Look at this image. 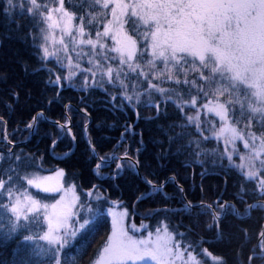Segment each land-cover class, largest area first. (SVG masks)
I'll list each match as a JSON object with an SVG mask.
<instances>
[{
	"label": "snow or ice",
	"instance_id": "snow-or-ice-1",
	"mask_svg": "<svg viewBox=\"0 0 264 264\" xmlns=\"http://www.w3.org/2000/svg\"><path fill=\"white\" fill-rule=\"evenodd\" d=\"M4 2L5 15L11 8H19L21 17L30 18L33 27L29 28L25 40H31L39 65L32 72H45L47 86L58 90L74 87L71 81L77 75L73 71L76 69L92 77L91 84L87 75L82 77L81 90L86 86L108 84L119 88L123 100L129 102H138L140 95L147 93L151 97L155 92L163 97L161 103L171 101L181 112L185 107L194 109V113L184 117L186 123L179 125L182 131L168 135L169 143L184 139L186 143L179 144L177 151L188 149L199 156L206 154L203 141H222L224 147L218 159H226L244 182H255L250 191L256 199L264 198V0H91L92 13L87 20L81 16L76 25H73L75 13L65 9V0ZM70 52L75 54V61ZM85 57L88 68L81 67L80 61ZM49 61L61 70L67 68V75L55 74ZM193 72L198 75L189 79ZM61 79L65 81L63 85ZM156 80L160 84L153 83ZM168 81L188 87L161 86ZM11 94L19 99L18 92ZM6 106L11 108V105ZM145 106L156 108L159 114V103ZM257 114H260V128L252 131V119H257ZM41 119H45L43 113H37L26 127L33 129ZM242 119L247 121V131L238 127ZM54 123L62 134L64 130L71 133L67 118L64 123ZM176 127L171 125L170 132ZM190 127H194V131H188ZM37 131L33 129L32 134ZM128 134L137 133L126 125L121 140ZM237 141L242 143L243 150L237 147ZM88 143L91 157L97 160L93 168L97 176L101 175L102 167L127 157V153L124 157L114 153L111 157L99 156L95 145ZM234 156L239 158V163ZM41 160L42 157L11 149L6 154L0 153V240H11L19 235L21 246L28 253L25 264H76L75 258L69 257L75 247L71 241L94 222L93 217L82 215L81 210L93 212L96 207L87 204L88 198H105L97 195L99 189L93 185L85 202L81 203L76 194L77 185L71 180L64 181L63 169L57 170L54 176L39 174ZM125 169L149 186L138 199L163 193L165 184L175 183L174 177L158 183L152 178L153 173L142 175L139 159L134 163L117 164L110 178L115 180ZM29 189L60 195L54 202L46 203L45 198L34 196ZM245 191L242 182L236 196L241 203L246 202ZM194 207L199 209L197 216H211L214 224L209 227L218 229L222 216L245 219L253 209L264 208V204H250L241 214L234 204H225L220 199L207 205L187 202L179 211L191 216ZM218 209L223 211L218 212ZM108 214L113 217L111 234L94 264H208L205 257H211L215 264L222 262V257L214 256L201 246L206 241L194 242L178 228L170 229L166 217L154 230L137 238L130 232L146 229V225L138 228L129 223L126 228L123 221L128 216L127 211L117 213L109 208ZM43 225L47 226L46 230ZM259 235L264 237V231ZM216 239H222L219 230ZM38 241L46 242L47 246ZM259 246L264 248V240ZM66 248L68 252L64 251Z\"/></svg>",
	"mask_w": 264,
	"mask_h": 264
},
{
	"label": "trees",
	"instance_id": "trees-1",
	"mask_svg": "<svg viewBox=\"0 0 264 264\" xmlns=\"http://www.w3.org/2000/svg\"><path fill=\"white\" fill-rule=\"evenodd\" d=\"M89 2L91 3L90 0H65V9L75 13L79 23L80 17L89 13ZM4 7H7L6 3L0 0V117H3V121H0V153L6 154L11 149L12 152L35 158L42 157L39 174L63 169L65 182L71 180L77 185L76 191L83 203L93 185L97 186L105 198L101 200L105 205L94 222L71 241L75 247L69 252V257L75 258L76 264H94L99 257L111 234L112 223L107 210L112 204L127 211L126 228L129 223L137 227L144 223L146 230H154L166 217L170 229L178 228L194 242L206 241L201 246L214 256L222 257L221 264H264V248L258 245L259 234L264 230V208L253 209L251 215L245 219L232 215L222 216L218 229L215 226L209 227L214 224L211 216H197L198 208L192 209L191 216L179 211L187 202L193 205L203 202L207 205L220 199L225 204H234L241 214L250 204H264V198L256 199V195L250 191L255 187V182H244L237 170L229 167L226 159H218L224 147L222 141H203V151L206 154L199 156L188 149L178 152V145L186 143V140L181 139L178 143L170 144L168 135L182 131L179 127L184 123L182 113L170 102L166 106L164 102L161 103L159 93L153 92L151 97L144 93L140 95L138 102H129L123 100L119 88L108 84L104 87L86 86L81 90L82 79H73L71 83L74 87L63 90L47 86L44 83L45 72H32L39 65L31 40H25L29 28L33 27L30 18L21 17L19 8H11L8 15H5L2 12ZM17 24L20 25L19 29ZM80 63L81 67L87 68L84 60ZM25 67L28 68L27 72ZM194 75L198 74H189V79ZM87 76L91 84L90 73ZM64 83L65 81L61 82L62 85ZM153 83L160 84V81ZM161 86L186 88L166 82ZM13 91L19 93L18 100L13 98ZM113 96L116 97L115 100L112 99ZM146 103H159V114L156 108L146 107ZM6 105H11V108ZM66 108L71 119L70 134L66 130L62 134V130L54 123L65 122ZM185 110L188 112L189 109L186 107ZM82 111L87 112L91 119L86 132L99 156L110 157L113 153L121 156L127 153V157L134 162L139 159L142 175L151 172L154 174L152 178L158 183L174 177L175 183L165 184L163 193L138 199L141 193L149 190V186L127 169L115 180L111 179L118 159L109 166L102 167L99 170L100 176L95 175L93 168L97 160L91 157L85 139V126L89 117ZM37 113H43V117L46 116L47 119H41L35 128L33 126L38 131L31 134L32 129L27 128L26 124ZM259 115L257 114V119H252V131L260 128ZM209 118L216 119L211 116ZM203 119L202 112L201 120ZM246 123L242 119L238 127L247 131ZM126 125L137 134H128L122 141L121 134ZM171 125L177 127L170 132ZM5 131L8 140L4 138ZM188 131L192 129L189 128ZM28 139L27 143L19 144ZM237 147L243 150L239 141ZM65 153L70 154L65 156ZM233 159L240 162L236 156ZM122 163L133 162L124 159ZM242 182L246 189L245 203L236 199ZM220 211L223 209H218ZM217 230L222 233L221 240L216 239ZM21 241L19 235L11 240H0V264H25L28 253L21 246ZM38 243L43 245L42 241ZM64 251L69 250L66 248ZM249 257H252L251 260ZM205 259L208 264H215L211 257Z\"/></svg>",
	"mask_w": 264,
	"mask_h": 264
},
{
	"label": "rangeland",
	"instance_id": "rangeland-1",
	"mask_svg": "<svg viewBox=\"0 0 264 264\" xmlns=\"http://www.w3.org/2000/svg\"><path fill=\"white\" fill-rule=\"evenodd\" d=\"M91 1V0H90ZM88 14H85V20H87L88 18H89V16H90V14L92 13V4L89 2V7H88ZM71 13V12H70ZM76 24H78V21H77V19L75 18L74 20H73V25H76ZM93 26H95V25H93ZM108 43H111V41L109 40L108 41ZM87 50V49H86ZM70 55H72V57H73V60L75 61V59H76V57H75V54L74 53H69ZM85 62H86V64H87V58L85 57L84 59H83ZM82 61V60H81ZM48 63H51V67H53L54 68V72H55V74H57V75H67V73H68V69L67 68H65V69H60L59 67H57L52 61H49ZM89 67V65L87 64V68ZM73 71H76L77 72V75H75L74 77H73V79H82V77H84V76H86V75H89V73H86V72H80V71H78V70H76V69H73ZM72 79V80H73ZM61 82H64V80L63 79H61ZM166 83H174V81H168V82H166ZM181 85H183V84H181ZM183 86H185V87H188L187 85H183ZM165 88H169V87H165ZM161 98L163 99V97L161 96ZM168 102H170L171 103V101H165L164 102V105L166 106V104L168 103ZM186 108V107H185ZM178 109V108H177ZM66 112H67V108H66ZM182 113V118H183V122L184 123H186V121H185V119H184V117L186 116V115H188V114H191V113H194V110L193 109H189L188 110V112L184 109V111L183 112H181ZM68 118V117H67ZM191 129H192V131H194V127H190ZM34 129V128H33ZM33 129H32V131H33ZM70 129H72L71 127H70ZM2 131H3V129H2ZM71 132H72V130H71ZM121 156H124V155H121ZM118 160L116 161V164H118ZM40 175H44V176H54L55 175V172L54 173H47V174H40ZM65 181V180H64ZM66 186H67V184H66ZM29 191L34 195V196H37V197H43V198H45L44 199V202H46V203H50V202H54V200L55 199H57L58 197H59V195H60V193H55V194H47V193H42V192H37V190L36 189H29ZM76 194L80 197V202L81 203H83L82 202V199H81V196L78 194V192L76 191ZM71 195V194H70ZM97 195H103L102 193H101V191L99 190L98 192H97ZM104 196V195H103ZM87 204H89V205H95L96 207L93 209V212H88V211H86V210H81L82 211V215H84V216H86V217H93V220L96 218V216L98 215V214H100L99 212H101V208L105 205L104 204V202H102L101 200H96L95 199V196H93V197H91V198H88V200H87ZM109 208H111V209H113L114 211H116L117 213H119V212H122V211H126L123 207L121 208V207H119V205H116V204H112V206L111 207H109ZM109 208H108V210H109ZM108 210H107V212H108ZM110 217H111V223H112V220H113V217L110 215ZM127 219H128V216L127 217H125L124 218V221H123V223H124V225H125V227H126V221H127ZM4 221H7V220H4ZM143 225H145L144 223H142ZM141 224V225H142ZM46 225H43V228L46 230ZM138 228H140V227H138ZM39 230V229H38ZM37 230V231H38ZM146 229L145 228H141L139 231H137V232H135V233H131L130 232V234H132V235H134V236H136L137 238H139V237H143V236H145V234L146 233H144V231H145ZM147 231H149V230H146V232ZM43 242V245L46 247L47 245H46V242H44V241H42ZM103 251V250H102ZM102 251L100 252V254L102 253Z\"/></svg>",
	"mask_w": 264,
	"mask_h": 264
},
{
	"label": "water",
	"instance_id": "water-1",
	"mask_svg": "<svg viewBox=\"0 0 264 264\" xmlns=\"http://www.w3.org/2000/svg\"><path fill=\"white\" fill-rule=\"evenodd\" d=\"M87 117H89V115H88V113L87 112H84V111H82ZM66 113V115H67V117H68V120L70 121V123H69V127H71V119L69 118V116H68V113L67 112H65ZM44 118L45 119H47V117L46 116H44ZM91 123V119H90V117H89V122L86 124V126H85V139H86V141H87V143H88V141H89V138H88V135H87V132H86V130H87V128H88V126H89V124ZM36 127V125H34V128ZM32 133H33V131H32ZM31 133V134H32ZM5 136H7V132L5 131ZM6 140H8V139H6ZM29 141V139L27 140V141H25V142H23V143H19V144H24V143H27ZM88 145H89V143H88ZM15 146V145H14ZM74 148H75V146H74ZM96 154L98 155V153H97V151H96ZM112 156V155H111ZM110 156V157H111ZM115 156H117V157H123V156H119V155H116L115 154ZM124 159H129L131 162H133L134 163V160H132L131 158H129V157H125ZM123 159V160H124ZM119 160V162H118V164H121V159H118ZM197 205V204H196ZM264 231V230H263ZM261 240H262V237L260 236L259 237V240H258V245H260V243H261Z\"/></svg>",
	"mask_w": 264,
	"mask_h": 264
}]
</instances>
